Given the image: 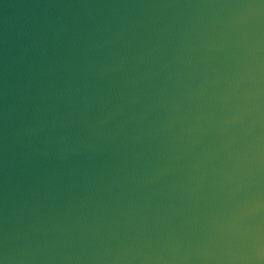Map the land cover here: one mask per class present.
I'll use <instances>...</instances> for the list:
<instances>
[{
    "label": "water",
    "instance_id": "1",
    "mask_svg": "<svg viewBox=\"0 0 264 264\" xmlns=\"http://www.w3.org/2000/svg\"><path fill=\"white\" fill-rule=\"evenodd\" d=\"M0 264H264V0H0Z\"/></svg>",
    "mask_w": 264,
    "mask_h": 264
}]
</instances>
